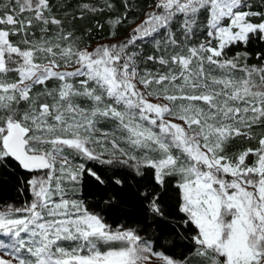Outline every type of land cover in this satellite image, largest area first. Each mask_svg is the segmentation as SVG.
<instances>
[{
  "label": "snow or ice",
  "instance_id": "6c2138e0",
  "mask_svg": "<svg viewBox=\"0 0 264 264\" xmlns=\"http://www.w3.org/2000/svg\"><path fill=\"white\" fill-rule=\"evenodd\" d=\"M118 2L0 0V187L24 197L0 264H264V0ZM86 178L134 181L153 219L171 190L187 254L107 224Z\"/></svg>",
  "mask_w": 264,
  "mask_h": 264
},
{
  "label": "trees",
  "instance_id": "16d2710c",
  "mask_svg": "<svg viewBox=\"0 0 264 264\" xmlns=\"http://www.w3.org/2000/svg\"><path fill=\"white\" fill-rule=\"evenodd\" d=\"M84 2H87V0H53V3L58 6L61 12L66 9L69 13L76 14L79 13V5ZM144 3L145 0H140L141 7ZM117 7H120L118 0ZM97 20L103 23L104 17L86 16L83 21L76 22L79 33L84 34V39L87 42L93 43L108 33V27L105 25L102 32L94 31L91 39L86 35V29L93 27ZM127 29L128 25L125 24L120 28V32L124 34ZM248 146L254 145L237 144L234 146V150ZM106 175L111 177L113 173L109 171ZM136 193L137 185L132 180H128L124 188L121 189L110 181L106 185L99 186L91 178H86L81 188L78 189V195L85 205L91 211L101 215L104 221L113 228L121 225L133 228L153 242L155 251L163 252L173 258L179 259L182 255L187 254L189 241L185 239V236L190 235V233L181 226L175 213V199L172 198L174 193L170 190V197L165 198L169 204V214L165 218L155 219L145 212L144 206L140 203ZM23 199L24 197L18 194L12 183L0 187V208L4 206V203L19 204Z\"/></svg>",
  "mask_w": 264,
  "mask_h": 264
},
{
  "label": "rangeland",
  "instance_id": "374dc122",
  "mask_svg": "<svg viewBox=\"0 0 264 264\" xmlns=\"http://www.w3.org/2000/svg\"><path fill=\"white\" fill-rule=\"evenodd\" d=\"M127 34V32L126 33H124L123 35H126ZM96 42V41H95ZM95 42H93V43H91L93 46H95ZM115 229V228H114Z\"/></svg>",
  "mask_w": 264,
  "mask_h": 264
}]
</instances>
